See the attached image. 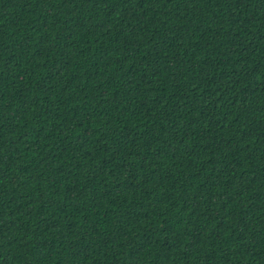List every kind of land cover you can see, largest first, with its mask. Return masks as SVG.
Listing matches in <instances>:
<instances>
[{"label": "trees", "instance_id": "16d2710c", "mask_svg": "<svg viewBox=\"0 0 264 264\" xmlns=\"http://www.w3.org/2000/svg\"><path fill=\"white\" fill-rule=\"evenodd\" d=\"M0 264H264V0H0Z\"/></svg>", "mask_w": 264, "mask_h": 264}]
</instances>
